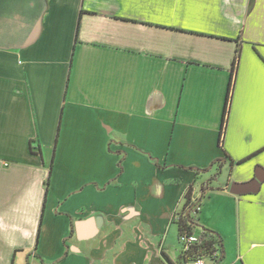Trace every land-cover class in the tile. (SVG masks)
Wrapping results in <instances>:
<instances>
[{
    "label": "crops",
    "instance_id": "obj_1",
    "mask_svg": "<svg viewBox=\"0 0 264 264\" xmlns=\"http://www.w3.org/2000/svg\"><path fill=\"white\" fill-rule=\"evenodd\" d=\"M258 167L264 0H0V264H264Z\"/></svg>",
    "mask_w": 264,
    "mask_h": 264
},
{
    "label": "trees",
    "instance_id": "obj_2",
    "mask_svg": "<svg viewBox=\"0 0 264 264\" xmlns=\"http://www.w3.org/2000/svg\"><path fill=\"white\" fill-rule=\"evenodd\" d=\"M50 169H51V163L49 165V172H50ZM48 181H49V177H48V179L46 181L45 190H47ZM205 189H202V191H204ZM196 203L197 202L192 204L193 206L191 205L184 212V214H182V216L179 218V221H178V228H179L178 235H181L183 232H188L190 234H196L195 233V228H196V226L198 224H195L196 222H194V220H192V217L190 216V213L193 210L197 211L196 208L198 206H197ZM199 234H200L201 237H204L203 238V243L199 244V245H197V244L193 245L191 247V250H189L188 252H181V248H180L179 264L186 263L190 259L195 258L197 256H205L206 254H210L212 245L215 244V243L218 244L220 255L223 256L222 243H221L220 237L215 232H213V231H211L209 229H206V228H202V230L199 232ZM168 262H169V264H173L169 260H168Z\"/></svg>",
    "mask_w": 264,
    "mask_h": 264
},
{
    "label": "built area",
    "instance_id": "obj_3",
    "mask_svg": "<svg viewBox=\"0 0 264 264\" xmlns=\"http://www.w3.org/2000/svg\"><path fill=\"white\" fill-rule=\"evenodd\" d=\"M195 209V208H194ZM198 207L196 208V210ZM195 211V210H194ZM203 238L200 234H190L188 232H183L181 235H178V240L181 245V252H188L191 250V247L195 244L199 245L203 243ZM207 238V237H206ZM219 246L217 243L212 245L210 254H206L205 256H197L195 258L190 259L186 263L183 264H206L205 257L211 258V260L215 261L219 257Z\"/></svg>",
    "mask_w": 264,
    "mask_h": 264
},
{
    "label": "water",
    "instance_id": "obj_4",
    "mask_svg": "<svg viewBox=\"0 0 264 264\" xmlns=\"http://www.w3.org/2000/svg\"><path fill=\"white\" fill-rule=\"evenodd\" d=\"M263 180H264V169L258 167V168H256V171H255V179H254V181L258 183V182H261ZM229 189H230V192L238 194V193H241V192H244V191L251 190V186H249L247 184L232 183L230 185ZM95 222H96V225L98 227H100V225L102 223V218L101 217H97L95 219ZM88 229H89L88 233H90V232L93 233L94 232L93 228L90 227Z\"/></svg>",
    "mask_w": 264,
    "mask_h": 264
},
{
    "label": "rangeland",
    "instance_id": "obj_5",
    "mask_svg": "<svg viewBox=\"0 0 264 264\" xmlns=\"http://www.w3.org/2000/svg\"><path fill=\"white\" fill-rule=\"evenodd\" d=\"M198 230H199V227H196V231L195 232H200V230L199 231ZM179 245H180V243H179ZM180 247H181V245H180ZM232 261L233 260H229V259H226V258L223 260V262H225V263L241 264L240 262H234V263H232Z\"/></svg>",
    "mask_w": 264,
    "mask_h": 264
}]
</instances>
